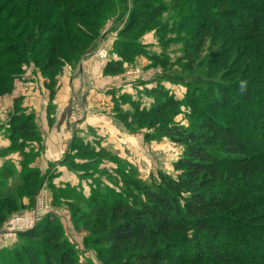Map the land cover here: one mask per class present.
Instances as JSON below:
<instances>
[{"label":"rangeland","instance_id":"1","mask_svg":"<svg viewBox=\"0 0 264 264\" xmlns=\"http://www.w3.org/2000/svg\"><path fill=\"white\" fill-rule=\"evenodd\" d=\"M38 1L39 6L54 13L55 21L63 23L59 28L62 32L58 29L35 32V20L40 18L35 9L27 14L30 22H22L21 16L28 6H36ZM142 1L84 0L97 8L84 20H79L62 7L52 8L54 0H0V49L14 42L22 44L21 54L8 56L0 62V106L5 104L7 94H12L14 85H21L23 89L24 82L32 80L34 92H31H40V109H47L49 120H54L49 113L55 111L53 102L59 76L67 73L71 85H76L69 103L71 129L69 133L65 130L66 135L73 133L71 144L76 149L71 150L70 144L64 159L60 163H48L44 173L36 166L34 170L26 166L24 177L14 172L6 179L12 191L6 197L0 194L1 217L5 218L0 223V264L15 263L16 253L26 246L35 247L40 253H55L57 245L72 249L77 264H148L136 261L132 247L115 252L109 242L101 241L105 227L119 221L112 218V211L104 204L128 202L134 190L133 181L148 184L159 171L175 175V163L183 154V146L165 136L162 128L177 124L208 131L207 115L232 132L241 131L252 151L241 163L255 167L248 186H243L247 191L242 199L245 201L237 207L245 209L244 214L231 216L228 224L226 220L221 221L218 230L223 227L226 231H218L216 238L227 249H238L237 256L247 252L246 256L264 257V70H259L260 76L255 77L256 62H252L259 57L254 49L264 38L259 37V34L264 36V0H243L240 15L234 19V27L239 30L234 32L227 31V27L209 30L204 26L206 17L199 19V14L188 12H210L212 20L224 21L227 19L224 12L229 8L222 3L148 0L154 6L164 4L166 10L159 18L145 24L143 20L135 22ZM252 4L256 12L250 10ZM26 24H29L27 31L35 32L37 42L34 45L23 44ZM255 26L259 27V32L253 30ZM55 36L61 41L57 45L53 41ZM54 48L58 49L55 68L44 71L46 54ZM250 52L251 62L247 56H242ZM89 56L98 62L94 72L103 75H91V84L84 86V74H87L84 61ZM12 58L18 60L12 61ZM9 71L10 75H16L9 81V84L12 82L10 90L6 88L9 84L3 83ZM25 74L30 75L25 78ZM105 77L113 79L107 90L108 85L105 87L98 82ZM206 78L213 82V94L202 85ZM44 82L47 92L40 87ZM128 84L132 89L125 91ZM232 84L241 89H233ZM191 88L198 91L195 97ZM91 91L97 102L91 99V134H88L90 131L77 127L88 113L87 95ZM213 95L218 98L217 104L211 100ZM171 96L176 104H168ZM23 99L22 96L15 99L16 110H23ZM156 110L161 112L157 114ZM17 115L34 117L38 139L27 141L23 149L16 151L27 161H36L45 154L43 142L50 139L49 132L40 128L33 113ZM10 117L5 121L0 119V129L9 126ZM105 132L108 133L105 135ZM79 146L83 152H77ZM227 162L235 165L226 172H235L239 160ZM63 166L75 180L59 171ZM0 181L4 179L0 177ZM96 203L102 214L98 213V208L94 212ZM36 209L37 224L50 223L48 228L56 227L60 232L57 240L52 239L49 232H38L32 238L24 237L21 232L5 240L4 233L14 216L32 217ZM230 231L232 233H228ZM160 243L161 247L174 243L175 248L180 246L183 250L179 249L180 254L159 264H221L213 260L191 262L187 242L178 234H170ZM38 261L36 264L43 262L41 258ZM242 264L264 262L255 259Z\"/></svg>","mask_w":264,"mask_h":264},{"label":"trees","instance_id":"2","mask_svg":"<svg viewBox=\"0 0 264 264\" xmlns=\"http://www.w3.org/2000/svg\"><path fill=\"white\" fill-rule=\"evenodd\" d=\"M54 1L52 8L62 7L66 12L69 11L72 17L79 20L91 14L97 8V5L91 6L90 2H83L84 0ZM209 1H213L217 5L222 3V5L229 8L224 12V16L227 18L226 21L224 20L225 17H222L224 21H219L221 24H218L217 19L212 20V13L210 12L205 14L201 11H196V13L193 10L188 12L199 14V19L206 17L204 18V26H207L209 30L215 27H227V31H237L238 28L234 27V19H237L240 15L239 10L243 6V0ZM80 3L83 4L82 7ZM37 4L36 6H28L27 12L21 16L22 22H30L31 18L27 17V14L35 9L40 16L38 21L35 20V23L37 22L35 32H45L51 29L61 31L59 29L61 23L55 21L54 13L51 10H46L43 6H39V1ZM251 6L253 7L250 10L255 11V5L252 4ZM202 8L204 7L201 6L200 9L202 10ZM165 10L166 6L164 4L154 6L150 1L143 0L141 7L138 9V12H140L136 14L138 19H135V22L143 20L145 24H148L149 21L159 18ZM241 11L244 10L241 9ZM25 27L27 34L23 44L34 45L37 42L34 38L35 32L27 31L29 24H26ZM253 30L259 32V27L255 26ZM259 37L261 39L264 36L259 34ZM2 38L5 39V36H2ZM53 41L55 45L61 42L58 36H55ZM21 45L14 42L9 47L0 49V62L8 56L21 54ZM57 50L54 48L46 54L47 62L42 65L44 71H51L55 68L56 61L54 60H57ZM254 50L259 53L258 59H252V62H256L254 66L255 77H259V70H264V38ZM242 56H247V59L251 62V52L250 55ZM13 60L18 59L12 58ZM11 73L9 71L7 74L10 75ZM9 75L4 77L3 83L5 85L6 83L8 85L9 81L14 80L16 77V75ZM212 83L207 78L202 83L210 89V94L214 93ZM11 84L12 82L6 88L10 90ZM231 87L237 90L241 89V87H236L234 84ZM190 92L195 97L198 91L191 88ZM211 100L215 104L218 103V98L214 95L211 96ZM223 101H225V98H223ZM176 102L172 98L168 104H176ZM160 112L161 110H156L155 113L159 114ZM17 114L11 115L9 126L6 128L13 150L23 149L27 141L38 139L37 129H35L33 122L34 117L32 115L18 116ZM205 121L207 122L205 124L208 131L200 128L196 129L195 127H182L177 124L162 128L165 136L183 146V154L175 163V175L159 171L148 184L133 181L132 189L134 190L130 198H127L128 202H119L110 206L104 204L112 211V218H118L119 221L108 226L104 225L106 231L102 234L104 236L101 241L109 242L115 252H120L122 248L132 247V256L137 262L159 264V262L165 261L173 255L180 254L179 249H182V247L175 248L174 243H170L165 247L160 246L162 245L160 242L164 237L166 238L170 234H178L187 242L190 251L188 257L194 263L213 260L221 264H242L244 262H254L255 259H259L260 263L264 262V257L258 254L246 256L248 255L247 252H243L242 256H237L238 249L229 250L216 238V235L220 233L218 231H226L223 227L218 230V224L221 221L226 220V224H228L227 220H231V216L244 214L243 210L245 209L237 207L243 205L245 201H242V199L247 196V191L243 186H248L249 178L255 173V167L241 163L242 160L250 157L252 151L243 140L240 130L237 131L239 133L232 132L231 129L214 121L209 115L205 117ZM80 146L77 152H83L84 149ZM70 148L74 150L76 146L71 144ZM229 159L236 162L239 160V163H236V168H234L235 172H226V169L232 167L231 165H235L228 163ZM23 182L25 184L24 180ZM97 208L98 213L102 214L103 212H101V208L99 209L98 203L93 208L94 212ZM2 213L3 211L0 208V223L5 220L1 217ZM49 225L51 224L41 225L38 223L34 228L21 234L24 237L32 238L38 232L40 234L49 232L50 237L57 240L60 232L54 226L48 228ZM55 251V253L52 251L40 253L39 249L26 246L16 253V262L13 264H36L40 258L43 261L42 264H77L72 249L57 245Z\"/></svg>","mask_w":264,"mask_h":264},{"label":"crops","instance_id":"3","mask_svg":"<svg viewBox=\"0 0 264 264\" xmlns=\"http://www.w3.org/2000/svg\"><path fill=\"white\" fill-rule=\"evenodd\" d=\"M97 67H98V62L95 59H91V56L86 58V61H84V70L87 71V74H84V86H86L87 83L91 84V79H92L91 75L95 77H99L103 75V73H100L99 75L98 73L94 72V68ZM29 75L30 74L27 75L25 74L24 76L26 78ZM98 82L102 83L103 86L105 87L108 85L105 88V90H107L109 86L113 84V79L112 78L109 79V77H105L104 79L99 80ZM24 85H26V87L23 89L21 88V85L20 86L18 84L14 85L15 88L12 91V94L11 93H10L11 95L7 94L6 98L4 99L5 104L3 106H0V119L3 121L8 120L10 117L9 114L33 113L36 117L37 123L39 124L40 128H42L43 130L47 129V131L49 132L50 139L48 140V142L47 139L45 143L43 142L45 154H41V156H39L36 159V161H27L25 159V156L20 151H16V149L14 150L11 149V141L6 132L7 127L4 129H0V177L4 179V181L0 183V186L5 187V189H0V194L2 193L4 197L8 196V194H10L12 191L11 189H9L10 182L6 181V179L9 178L10 174L15 172L17 176L22 175V177H24L26 166L30 167L31 170H34L36 166L38 167L40 172L44 173L48 168V163L50 162L60 163L64 159L65 154L73 138V133L70 132V135H66L67 133L65 132V130H67V132L69 133L68 129H71V123H70L71 111L69 109V105H70L69 103H70V96L72 93V89L76 88L75 84L71 85L68 74L65 73L59 76L58 78L57 94L55 97V101L53 102L55 103V108H54L55 111L53 113L52 112L49 113V114H53L54 120L53 119L49 120V117L47 116L48 114L47 109H40L41 97L40 95H38L40 92L38 90H35V93H32L34 92L32 91L33 88L32 80H27L26 82H24ZM40 87H42L47 92L45 82ZM124 89L125 91H130L132 88L128 84V87L126 88L125 86ZM93 95H94V91H91L89 95H87L88 113L85 116L84 121L80 123L81 126L77 127L78 129L83 130L85 132L90 131L88 134H91V103H92L91 99L95 101L94 103L97 102L96 99L92 98ZM19 96H22L24 98L22 111H18L16 110V107H14L15 104L14 101ZM46 97H48L49 99L48 93ZM42 101L45 100L42 99ZM107 133L108 132H105L104 134L106 135ZM59 171H61L63 175L73 177V179L75 180V177L68 172L65 166L60 167ZM73 184H76L75 181Z\"/></svg>","mask_w":264,"mask_h":264},{"label":"built area","instance_id":"4","mask_svg":"<svg viewBox=\"0 0 264 264\" xmlns=\"http://www.w3.org/2000/svg\"><path fill=\"white\" fill-rule=\"evenodd\" d=\"M32 214V217L24 216L19 218L18 216H14L12 223L7 226V231H5L4 233L3 237L5 238V240H7L6 238H10V236L12 235L32 229L39 220L37 209ZM15 222L17 223L15 224Z\"/></svg>","mask_w":264,"mask_h":264},{"label":"bare ground","instance_id":"5","mask_svg":"<svg viewBox=\"0 0 264 264\" xmlns=\"http://www.w3.org/2000/svg\"><path fill=\"white\" fill-rule=\"evenodd\" d=\"M17 222H15V224H16Z\"/></svg>","mask_w":264,"mask_h":264}]
</instances>
